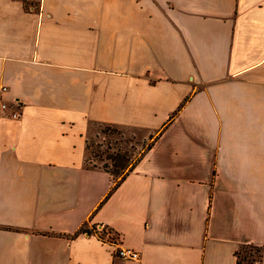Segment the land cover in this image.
I'll return each instance as SVG.
<instances>
[{
    "label": "crops",
    "instance_id": "obj_1",
    "mask_svg": "<svg viewBox=\"0 0 264 264\" xmlns=\"http://www.w3.org/2000/svg\"><path fill=\"white\" fill-rule=\"evenodd\" d=\"M93 124L151 143L109 196ZM247 243L264 264V0H0V264H237Z\"/></svg>",
    "mask_w": 264,
    "mask_h": 264
},
{
    "label": "rangeland",
    "instance_id": "obj_2",
    "mask_svg": "<svg viewBox=\"0 0 264 264\" xmlns=\"http://www.w3.org/2000/svg\"><path fill=\"white\" fill-rule=\"evenodd\" d=\"M88 141L91 145V152L88 153V159L98 164L107 162L111 166L110 160L106 158L107 153H117L127 155L133 161L143 148L146 147L147 141L143 142L132 129H126L108 124H93ZM104 153L103 160L94 155V151Z\"/></svg>",
    "mask_w": 264,
    "mask_h": 264
},
{
    "label": "trees",
    "instance_id": "obj_3",
    "mask_svg": "<svg viewBox=\"0 0 264 264\" xmlns=\"http://www.w3.org/2000/svg\"><path fill=\"white\" fill-rule=\"evenodd\" d=\"M110 125V124H108ZM151 147V143L142 149L138 157H136L133 161L131 158L127 157V155L122 154L121 152L117 153H107L106 158L110 160L111 166L107 162H103V164H98L96 162H92V160L88 159V156L91 152V145L90 142L87 140V163L91 167H100L104 170L108 171L114 179V184L109 192L108 196L112 194V192L120 185V183L125 179L127 174L133 170L137 162L142 158L145 151ZM95 156L100 157L103 160L104 153L100 152H93ZM107 196V197H108ZM106 197V198H107ZM80 232H88L92 233L91 229L86 227H82ZM235 256L237 259V264H262L263 261V247L259 245H255L253 243L243 244L240 248L235 251Z\"/></svg>",
    "mask_w": 264,
    "mask_h": 264
},
{
    "label": "built area",
    "instance_id": "obj_4",
    "mask_svg": "<svg viewBox=\"0 0 264 264\" xmlns=\"http://www.w3.org/2000/svg\"><path fill=\"white\" fill-rule=\"evenodd\" d=\"M3 107H6V105H3ZM116 255L124 259L132 260H138L141 257V254L138 251L127 247H118Z\"/></svg>",
    "mask_w": 264,
    "mask_h": 264
}]
</instances>
